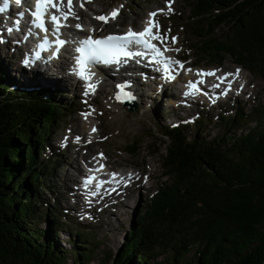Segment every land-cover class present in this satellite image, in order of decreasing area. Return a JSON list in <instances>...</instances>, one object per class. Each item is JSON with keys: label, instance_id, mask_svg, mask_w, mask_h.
Masks as SVG:
<instances>
[{"label": "trees", "instance_id": "1", "mask_svg": "<svg viewBox=\"0 0 264 264\" xmlns=\"http://www.w3.org/2000/svg\"><path fill=\"white\" fill-rule=\"evenodd\" d=\"M189 1L196 61L230 56L264 81V0ZM12 83L0 73V264H89L95 246L86 234L69 230L66 250L57 241L59 212L39 208L48 163L38 157L64 107L52 93ZM238 120L254 125L208 139L201 120L190 138L187 125L162 127L172 184L149 196L118 250L95 264H264V98L225 125ZM41 218L47 230L37 227Z\"/></svg>", "mask_w": 264, "mask_h": 264}, {"label": "rangeland", "instance_id": "2", "mask_svg": "<svg viewBox=\"0 0 264 264\" xmlns=\"http://www.w3.org/2000/svg\"><path fill=\"white\" fill-rule=\"evenodd\" d=\"M170 3L172 8L170 14L168 11L169 0H95L88 5V8H99L102 13L110 5V9L105 15H108L114 9H119L115 25L98 24L96 30L100 29L102 31V29L106 28L138 27L140 25L139 22L144 18L145 12L151 9L158 11L159 6L160 9H163L160 20H157L161 25L160 31L162 34L167 33V41L174 45L169 51L182 56V60L189 64L197 58L194 53L186 51L195 40L188 30L191 24L188 21L189 3L187 0H170ZM88 8L82 12L92 20L93 17L87 10ZM134 11H137L138 14L134 13ZM137 15L138 18L136 19ZM91 27L93 28L94 24H91ZM225 29L226 26L220 27L216 32L214 31V34L218 35L224 32ZM172 37H176L175 43H172ZM6 41L9 44H15L17 49L20 50L18 43L8 38ZM232 62L233 59L231 57L225 56L221 64L202 61L196 65L204 68L217 65L221 68H231L235 67ZM194 70L197 69L195 68L191 71ZM240 71L247 79L246 92L240 86L230 96H222L221 93L217 95L215 97L218 100L217 103H213V101L211 103L206 102L202 106L197 105L190 111H186L188 104L178 110L175 107L176 101L172 96H168L170 89L159 86L160 82L158 81H154L153 85L149 83L148 87L150 89L145 91L146 97L140 98V101L135 103L138 109L136 113L127 112L122 106L115 105L112 101L113 91L110 90L112 84L108 83L109 86L104 85L102 90L106 86V92H101L102 94H100V91L97 92L95 101L98 104L93 105L95 108L94 115L102 116L96 119L92 118L86 123L99 124L96 132L100 133L101 136L104 135V130L106 129L109 133L105 134L104 137H100V139H103L102 142L94 143L93 152L100 151V148L103 149L107 154V166H124L126 168L129 165L132 168L135 166L136 168L133 169H141L143 174L140 176L141 186L136 187L134 183L129 184L125 189V195L127 196L121 201L113 203L111 207L107 203H104L103 207L96 204L88 207L84 204L79 205L76 200L77 196L74 195L73 197L72 195L73 192H79V190L74 188L73 182L82 174L81 163H79V160L74 159L77 154L80 159V138L78 140L77 137L80 134V126L85 124L80 121L81 114L78 96H75L76 93L73 92V87L67 81L59 83L60 79L55 68L52 72L57 76L56 78H54L51 71H47L48 74L46 76L39 74L35 78L33 74L38 73H33L32 70L21 66L16 50L0 45L1 74L13 81L12 84L16 85L17 88L33 87L52 93L64 107L56 117V121L46 129V144L38 157L42 164L48 163L46 172L43 171L45 188L38 193L39 198L43 201L41 203L42 206H39V208L43 210L51 208L53 211L59 212V217H62L64 231L58 233V243L66 250H69L71 249V245L68 243L69 235L67 232L69 230L73 236L76 234V229L79 233L86 234L89 246H95L94 256L91 257L92 260L89 264H95V260L98 261L102 258L107 250H110L112 254L118 250L119 245L126 237V233L131 228L133 220L149 196L156 191L164 190V188L172 184L173 180L165 179L161 165V158L165 154L164 145L169 143V137L159 133L160 131L163 132V126L164 128L165 126H174L177 121H180L181 124H191L196 119L197 121L201 120L203 132L198 134L206 139L214 136L219 137L224 133L227 135H231L233 132L238 134L240 130H247L252 127L254 122L246 123V121L239 122L238 125L227 122L226 126L221 119V116L231 117L234 112H238L239 115L241 110L250 112L253 108L259 106L264 98V81L246 70L243 71L240 68ZM157 72L161 73L159 70ZM156 77H159L160 80L163 76L159 75L154 78ZM214 80L215 78L212 81L214 82ZM69 82L73 85L71 80ZM157 85L158 87H156ZM163 89L166 95H162ZM172 90L174 91V89ZM80 103L82 104L81 101ZM143 104L145 106L149 105L150 108L145 111L144 107H142ZM86 128H82L81 132ZM195 128V126L191 125L186 128L185 134L188 138L194 136ZM230 128L233 132L228 134V131H231ZM237 128L239 129L237 130ZM91 129L87 128L85 133L87 135L90 134ZM84 141L85 139H83ZM131 143H136V150L133 154L126 150V147L130 146ZM86 145L89 146L90 144ZM94 154H91L90 157H93ZM74 165L78 166L79 172L77 173L79 174H75ZM150 165L152 170L149 168ZM68 174L72 175L73 179H67ZM126 201L127 203L121 206ZM44 220L41 218L37 222V227L46 228L47 230L49 222ZM193 249L191 248L184 257L188 258L192 254ZM72 257L73 253H70L66 261L70 262ZM163 257L164 255H160L156 260H160Z\"/></svg>", "mask_w": 264, "mask_h": 264}, {"label": "bare ground", "instance_id": "3", "mask_svg": "<svg viewBox=\"0 0 264 264\" xmlns=\"http://www.w3.org/2000/svg\"><path fill=\"white\" fill-rule=\"evenodd\" d=\"M79 2H82V0H79ZM83 5L85 8H88L89 2L85 0L83 2ZM73 11H75L79 17L77 23L82 25V27L80 29H77L75 27V25L77 23L74 24V29H75L76 33H72V39H69V40L76 41L81 35L88 34V33H90L91 30H96V27H93V28L90 27L91 24H93V21L91 20V18H89L87 15H85L80 9L77 10L73 7ZM94 11H95V9H90V13H94ZM151 12L152 11L149 10V11H147V14H149ZM157 15H159V13ZM135 18L137 19L138 15ZM7 22L9 23L10 21L7 20ZM142 22L143 21H141L140 24ZM0 24H1V22H0ZM5 24H7V23H5ZM56 34L57 33L54 31H50V33L46 32L43 35L40 32L30 33L26 38H24L23 45L20 48V50L17 49L15 44H9L5 40L4 36L2 37V39L0 41V45H2V47H8V48H11L13 50H16L17 56H19L21 62L23 61L24 58L32 61L33 66L29 69L32 70L33 73H35V72L38 73V74H36V73L33 74V76L35 78H36V75H39V74L46 76V74H48L47 71H51L54 78H56L57 76H55L54 72H52V71H54V67L51 63H47V62L37 63L34 60V57L32 55V53H34L36 51V49L39 47V42L41 41L42 37L44 36L46 38L45 39V41H46L45 47L40 49L41 58L45 57V58H47L48 61H55L54 63H56V69L59 70V72H58V76L60 79L59 83H61L62 81L63 82L67 81L68 84L73 87V92L76 93L75 96H78V98H79L78 104H80V114H81L80 121L82 123H85V124L80 126V134H78V137L80 138V145H79L80 146V156H79L80 159L78 158V154L74 159H76L77 161L79 160L81 162H87L88 163L90 155L95 153V151L93 152V145H94V143H98V142L100 143V141L98 139H100L101 135L95 136L91 133L87 135L85 133L86 129L87 128L89 129V127L93 126V124H91L90 122L89 123H86V122L92 118H95V119L100 118L102 115H97V116L94 115L95 114L94 113L95 108H94L93 104H98V102L95 101V97L91 98L94 101L91 105H89L90 103H89L88 99L86 97H82L80 95L79 85L77 83H74V85L70 84V82H69L70 80H68L69 79L68 76L65 75L66 74L65 70L68 69V67L71 64V61L69 58L71 51L69 48H64L65 49L64 52H59V51L54 50L53 45H52V40L54 38V35H56ZM66 55H68V56H66ZM23 64H24V66L29 65V64L26 65L25 63H23ZM160 66L163 68V65H160ZM178 68L179 67H174V69L172 71L170 70L171 74L174 76V79L170 80L171 82H175L176 80H181V79H183L186 82L189 79H191L190 81L193 82L195 77H191L190 72L186 71L184 77H182L178 71ZM237 69H239V68L236 67L235 73H236ZM142 70H150V68H142L140 71H142ZM220 71H222V70H220ZM210 72H213V71H210ZM218 75H221V74H219L218 72H215V75H213V76H215L214 81H216V77H218ZM113 76L117 77L116 75H113ZM178 76H180L181 79H178ZM224 77H225V79H224V81H222V84H224L226 87L230 88L229 91H228V89L225 90L227 94H224V95L230 96L235 90H238V85L235 83L236 79H233L232 77H227V76H224ZM235 77L236 78L242 77L243 84L247 80L246 76L241 74V71L239 72L238 75H235ZM108 80H113L111 78V75L110 76L108 75ZM212 80H213L212 76L206 75L205 77L201 78L199 80L198 84L196 85V87L199 89V91L194 92V94L196 96H198V98L200 97V99L204 100L205 102L207 101L205 99L206 98L205 95H207L206 93L215 94L218 92V89L212 85V83H213ZM168 81H167V83L169 85L170 83ZM229 82H231V87H229ZM56 83L58 84V82H56ZM149 83H151L152 85L154 84L151 81V75L149 73L144 75L142 77V79L137 81L136 83H131L132 87L128 90L131 97H132L131 99L137 103L135 93L138 94L140 96V98H145L146 97L145 91L150 89V87H148ZM164 83H166V82H164ZM164 83H162V84H164ZM92 84L97 86L96 90L98 92L100 91V93L105 91V89L104 90H102V89L104 88V85H107L106 82L103 83L102 81H100V82L96 81ZM156 87H158V85ZM241 87H243V85ZM172 89H173V85L170 89V92L168 93L169 96H172L174 98L178 97V93L175 90L173 91ZM162 95H166V92L164 89L162 90ZM80 101L82 102V104L80 103ZM200 103H203V101H201ZM195 106H197V105H195V101H193V99L188 100V105H187L186 111H190V110L194 109ZM142 107H144L145 111H147L150 108L149 105L145 106V104H143ZM180 110H181V108H180ZM85 113H89V115H87V117H85V115H84ZM96 126H99V124H96ZM84 127H87V128L83 132H81V129ZM108 133H109V131L107 129L104 130V135L108 134ZM104 135H102V136H104ZM83 139H85L84 142H83ZM86 144H90V145L88 146ZM90 146H92V147H90ZM149 168H150V170H152L151 165L149 166ZM74 170L76 171L75 174H79V173H77V172H79L78 166L74 165ZM80 170H81V168H80ZM69 174L67 175V179H69V178L73 179L72 175L70 176ZM155 176H158V175H155ZM127 180L131 183H134L136 187L141 186L139 179L135 178V176L133 174H131V176H129V174H124V175L118 176L117 179H114L110 183V186H111L110 191L109 190L108 191H102L101 193L95 194L93 197L94 200H91L90 202L95 203L97 205H100L102 207H103L104 203H107V205L109 207H111L113 203L121 201L122 199H124L127 196V195H125L126 194L125 189H123L124 185H122V183L127 181ZM73 186L75 187L74 184H73ZM72 195H73V197H74V195L77 196V198L75 197L76 200L78 202H81V200H80L81 196L79 195L78 192H73ZM126 203H127V201L125 203H123L121 206H124Z\"/></svg>", "mask_w": 264, "mask_h": 264}, {"label": "snow or ice", "instance_id": "4", "mask_svg": "<svg viewBox=\"0 0 264 264\" xmlns=\"http://www.w3.org/2000/svg\"><path fill=\"white\" fill-rule=\"evenodd\" d=\"M16 4H20L21 0H15ZM8 7V0H4L3 6H0V12H3ZM81 8L84 7L83 4L80 5ZM50 9H55V12H51ZM67 9V10H65ZM163 9L158 10L157 12H151L148 14L149 18L145 22L142 31L136 32L131 28L128 29L123 35H108L105 37H97L93 38V36L89 35L84 39L79 41V46L75 49L78 55L75 56V67L73 71L75 74L84 79L85 81H91L92 76L95 73L89 71L91 65H111V64H120L127 63V59L121 58H131L133 56L139 57L142 55H146L144 52L140 51H131L130 46H141L144 49H147L151 53V57L153 61L157 64L163 65V71L165 73V78L168 80L174 79V76L171 75L170 66L172 64H178L180 68H183V64L179 61H172L171 58L164 56V51H168V48H164L162 51L161 48L157 47L155 43L152 41H159L163 44L168 39L167 33H161L160 25L158 21L155 20L158 12H162ZM168 11L171 12V3L169 0ZM119 13V9H114L108 15H99L95 17L99 21H103L105 23L108 22L109 18L115 19ZM23 15V13H20ZM32 16L35 17L34 23L37 28L47 31L48 29L45 27V18L51 22L52 29L54 32L59 33L62 27L66 26V21L70 16L76 17L79 19L77 14L73 11V0H35V10L32 12ZM77 29L82 27L81 24L77 23L75 25ZM155 29V31H153ZM172 43L176 42V37L171 38ZM59 44H63L64 41H57ZM26 65L30 64L31 61L25 59L23 61ZM189 71H191L189 69ZM240 72L239 69L236 70L234 75H238ZM198 75H215V72H204L203 70L198 72ZM233 75V74H226ZM220 80H224L225 77H219ZM202 82V81H201ZM219 85H215L218 87ZM118 87H121L118 85ZM229 87H231V82H229ZM188 91L184 93L185 96L192 95L194 92L199 91L196 87V84L189 81L188 83ZM87 90L94 91L95 85L92 83L87 84ZM222 94H227L226 91ZM124 95L128 98H132L130 94L124 93ZM120 98V94L117 95V99ZM85 117L89 115V113L84 114ZM95 131V128H93ZM79 140V137H77ZM101 156L103 154H100ZM103 168V165H100ZM91 171V170H90ZM98 171V169H97ZM117 174L113 173L112 176L115 178ZM131 176V174H129ZM95 179L94 176H89L85 180V185L92 182ZM147 179V178H146ZM99 188V184H97V189Z\"/></svg>", "mask_w": 264, "mask_h": 264}, {"label": "water", "instance_id": "5", "mask_svg": "<svg viewBox=\"0 0 264 264\" xmlns=\"http://www.w3.org/2000/svg\"><path fill=\"white\" fill-rule=\"evenodd\" d=\"M123 107L127 110V111H135V106L133 105V103H131L130 101L125 102L123 104Z\"/></svg>", "mask_w": 264, "mask_h": 264}]
</instances>
